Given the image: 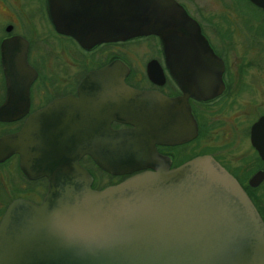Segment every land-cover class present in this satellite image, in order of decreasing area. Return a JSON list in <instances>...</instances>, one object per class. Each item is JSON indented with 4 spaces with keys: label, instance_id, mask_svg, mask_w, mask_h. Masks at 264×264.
Wrapping results in <instances>:
<instances>
[{
    "label": "flooded vegetation",
    "instance_id": "af4514ba",
    "mask_svg": "<svg viewBox=\"0 0 264 264\" xmlns=\"http://www.w3.org/2000/svg\"><path fill=\"white\" fill-rule=\"evenodd\" d=\"M128 1L157 11L164 32L119 38V0H0V106L17 93L7 73L21 71L22 55L31 76L25 110L0 118V138L27 128L17 150L0 146V219L14 200H43L55 180L45 152H99L104 143L113 152L115 133L128 131L130 172L78 157L91 189L207 155L264 225V128L255 132L260 149L252 142L264 115L262 8L249 0H171L160 9ZM244 3L256 16H245ZM12 49L18 54L8 57ZM120 83L135 93L120 97Z\"/></svg>",
    "mask_w": 264,
    "mask_h": 264
},
{
    "label": "water",
    "instance_id": "95a60500",
    "mask_svg": "<svg viewBox=\"0 0 264 264\" xmlns=\"http://www.w3.org/2000/svg\"><path fill=\"white\" fill-rule=\"evenodd\" d=\"M147 1L156 8L171 2ZM249 1L264 12V0ZM128 2L119 0V38L164 32L157 11ZM15 54L14 49L6 52ZM19 65L25 73H7L20 85H9L17 93L0 106L2 119L13 117V108L17 116L27 105L31 76L24 55ZM215 65H221L218 59ZM119 87L120 97L135 93L122 83ZM261 128L264 115L252 131ZM26 131L0 138V146L17 150ZM115 134L119 143L113 152L105 143L99 152H45L47 172L54 170L55 180L39 204L17 199L6 207L0 219V264H264L262 220L236 180L210 156L173 169L158 165L91 189V177L77 162L84 153L112 174L135 168L132 137L128 131ZM257 139L256 134L252 142L259 150Z\"/></svg>",
    "mask_w": 264,
    "mask_h": 264
},
{
    "label": "rangeland",
    "instance_id": "374dc122",
    "mask_svg": "<svg viewBox=\"0 0 264 264\" xmlns=\"http://www.w3.org/2000/svg\"><path fill=\"white\" fill-rule=\"evenodd\" d=\"M241 7L243 10V13H245V16H247L248 18H251L252 16H256V13L253 11L254 9L251 6H249L247 3L242 4ZM262 54H264V52ZM261 64H262V66H264V58H263V60H261ZM248 91L251 92V95H254L252 90L248 89Z\"/></svg>",
    "mask_w": 264,
    "mask_h": 264
}]
</instances>
